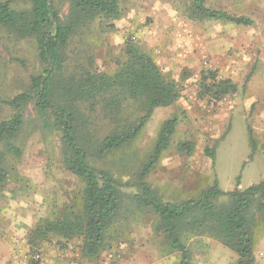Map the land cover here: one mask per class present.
Instances as JSON below:
<instances>
[{
  "label": "rangeland",
  "instance_id": "rangeland-1",
  "mask_svg": "<svg viewBox=\"0 0 264 264\" xmlns=\"http://www.w3.org/2000/svg\"><path fill=\"white\" fill-rule=\"evenodd\" d=\"M119 3L122 14L114 22L112 32H103L98 25L94 27L92 46L97 68L113 74L123 43L130 40L159 63L162 74L176 85L179 98L169 108L154 110L129 144L103 158L91 157L90 163L127 183L122 188L124 193H136L137 173L150 159L163 122L176 118L178 124L167 149L146 176L160 201L179 204L198 200L215 180L225 192L243 191L264 181V0H203L207 8L250 19V26L193 20L189 0H119ZM13 6L25 10L29 4L19 0ZM54 8L61 19L66 17V1L54 0ZM180 28L210 30L212 36L207 44L191 50L197 56L189 61L190 66L166 70L168 61L178 65L185 54L176 48H166L156 30ZM160 63H164L163 67ZM41 69L32 42L14 41L0 33V97L9 99L28 89L30 76L39 74ZM210 74L218 82L229 81L235 90L218 97L204 94L203 78ZM223 97L227 101L219 104ZM11 115L7 106L0 105V120ZM24 115L23 129L12 142L19 149V156L7 153L0 144L8 175L7 183L0 188V208L10 201L30 207L41 204L40 209L48 218L40 219V223L60 214L77 196L81 182L65 170L58 133L41 125L31 107ZM250 136L255 141L254 149ZM182 140L193 143L191 155L177 151L176 146ZM206 150L214 152V165L205 155ZM128 209V219L119 223L120 228L109 238L110 248L91 260L92 264L121 261L133 237L147 235L151 237L144 245L152 253L153 263L157 259V264H178V254L171 252L164 236L155 231V216L148 210L132 206ZM252 229L255 264H264V213L252 214ZM184 240L191 249L192 264L236 263L235 254L211 236L188 235Z\"/></svg>",
  "mask_w": 264,
  "mask_h": 264
},
{
  "label": "trees",
  "instance_id": "trees-1",
  "mask_svg": "<svg viewBox=\"0 0 264 264\" xmlns=\"http://www.w3.org/2000/svg\"><path fill=\"white\" fill-rule=\"evenodd\" d=\"M17 1L0 0V33L14 41L32 42L42 69L30 76L28 89L9 99L0 97V105L12 111L11 117L0 120V144L7 153L19 156L12 142L23 129L25 110L31 107L41 125L58 133L65 170L81 182L77 196L60 214L37 224L31 248L51 239H79L83 255L96 259L110 248V236L128 219L132 206L155 216V231L178 254V264H192L193 255L184 239L197 234L211 236L231 250L235 264H255L252 214L264 213V181L243 191L225 192L215 180L198 200L179 204L160 201L148 185L146 176L167 149L176 118L163 122L150 159L137 173L136 193H124L127 183L90 163L91 157L103 158L129 144L155 109L171 106L179 98L176 85L130 40L123 43L113 74L97 68L94 27L109 33L114 30L122 14L119 0H64L68 3L64 19L54 8V0H24L29 4L25 10L14 8ZM189 1L193 20L252 24L246 17L207 8L203 0ZM210 75L203 78L204 94L218 97L235 90L229 81L218 82ZM249 140L254 149V139L250 136ZM176 147L185 155L194 150L186 140ZM205 155L214 165V152L206 150ZM7 181L0 149V188Z\"/></svg>",
  "mask_w": 264,
  "mask_h": 264
},
{
  "label": "crops",
  "instance_id": "crops-1",
  "mask_svg": "<svg viewBox=\"0 0 264 264\" xmlns=\"http://www.w3.org/2000/svg\"><path fill=\"white\" fill-rule=\"evenodd\" d=\"M156 31L159 37L163 39V44L166 45V48H176L179 49L180 54H185L184 59L178 65L175 62L168 61L166 63V70L169 69L170 71L174 67L179 69L181 66H190L189 61L195 60L197 56L191 50L200 48L205 43L207 44V40L212 34L210 30L205 32L200 29L183 28L157 29ZM163 64L160 63L161 67H163ZM158 109H155V111ZM36 203L39 202L37 201ZM40 205L34 204L30 207L28 204L10 201L7 205L0 208V264H27L22 261V256L29 254L32 250V232L40 219L48 218V216L44 217L46 214H43ZM150 237L149 235L146 237H133V243L127 246L125 253H123V258L118 261V264H138L142 263V261L144 263L157 264L158 260L156 259L154 263L152 262L150 259L152 253L147 251V246L144 245L145 241L149 240ZM58 241L60 240L51 239L48 242L40 243L38 245L41 254L40 260L29 264H92L91 260L93 259L83 255L79 239H73L68 242Z\"/></svg>",
  "mask_w": 264,
  "mask_h": 264
},
{
  "label": "built area",
  "instance_id": "built-area-1",
  "mask_svg": "<svg viewBox=\"0 0 264 264\" xmlns=\"http://www.w3.org/2000/svg\"><path fill=\"white\" fill-rule=\"evenodd\" d=\"M209 70L212 71L211 67H208ZM227 101V98L226 97H223L220 99V102L219 104H223ZM41 258V254H40V248L39 247H34L32 248L31 252L29 254H24L22 256V261L24 263H32V262H38ZM106 264H118V261L114 260L113 262L111 263H106Z\"/></svg>",
  "mask_w": 264,
  "mask_h": 264
}]
</instances>
